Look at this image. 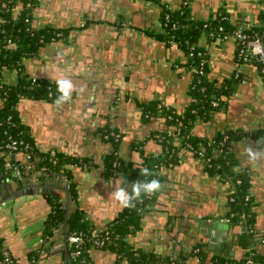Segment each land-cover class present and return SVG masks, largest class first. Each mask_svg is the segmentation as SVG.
Instances as JSON below:
<instances>
[{"label": "crops", "instance_id": "1", "mask_svg": "<svg viewBox=\"0 0 264 264\" xmlns=\"http://www.w3.org/2000/svg\"><path fill=\"white\" fill-rule=\"evenodd\" d=\"M84 7L98 19L83 25ZM182 7L188 18L195 21L223 14L233 23L253 26L259 23L264 0H41L34 9L33 22L67 28L68 32L65 37L42 45L33 57L24 59V73L52 83L70 77L75 90L71 100L60 107L48 99L22 97L17 105L19 117L39 151L86 159L82 165L70 168L78 187V206L96 230H102L123 209L110 195L121 187V177L127 182L123 185L127 190L132 183L125 176L104 175L102 158L111 147L101 137L100 129L104 126L118 129L123 134L118 146L120 156L138 166L142 157L131 143L142 142L146 153L157 155L161 147L151 133L164 127L158 116L144 117L142 105L159 99L182 112L190 102L192 72L185 64L186 56L177 44L161 36L163 10ZM197 44L206 53L209 81L221 86L233 79L234 86L226 105L207 118L197 119L191 133L200 138L217 137L227 131L236 133L237 137L227 147L237 161V168L248 173L254 231L264 237V160L250 164L245 152L248 146L264 152V142L258 143L264 141L263 76L253 63L238 60L233 39L203 34ZM130 46L135 65L132 78L125 74L127 66L119 62L123 61L122 49ZM77 49L86 50L81 59ZM16 78V71H3L4 82L12 84ZM15 157L26 162L24 155ZM202 161L184 152L174 166L162 167L160 173L166 177L161 183L163 188L156 193L140 229L127 235L126 242L132 250L158 258L150 264H200L191 261V257L187 259L192 245L175 224L176 218L180 221L185 218L178 209L185 194L203 196L207 201L205 217L221 223V227L214 229L218 235L216 242L211 243L212 248L205 244L207 255L226 257V243L231 241L229 258L244 257L246 250L237 242L241 227L230 228L227 225L230 222L220 220L228 209L226 186L217 174L205 170ZM48 178L39 180L53 185L47 188L49 192L23 193L0 202V237L18 264H31L29 252L41 246L46 249L36 264H63L65 258L68 264L63 224L53 231L50 239L45 241L42 237L50 211L46 197H57L63 207L65 196L60 187L68 185L64 177L56 174ZM28 179L29 183L39 182L33 177ZM19 183L1 182L0 198L16 190ZM74 205L70 198V210ZM253 248L264 255V241ZM89 255L91 264H130L106 248L91 247Z\"/></svg>", "mask_w": 264, "mask_h": 264}, {"label": "trees", "instance_id": "2", "mask_svg": "<svg viewBox=\"0 0 264 264\" xmlns=\"http://www.w3.org/2000/svg\"><path fill=\"white\" fill-rule=\"evenodd\" d=\"M30 2V6L26 3ZM5 3V5H3ZM41 3L37 0H0V183L6 180L20 182L30 173L41 171L42 173H59L68 182V191L71 201L75 204L69 211L67 217V231L81 232L85 235L83 250L80 255L72 259L70 251L71 245H67L68 264H87L90 261L89 250L93 247L95 238L91 232L94 225L85 218L84 212L78 206V187L74 181L71 166L82 165L86 162L85 158H78L61 152H41L34 143L32 136L25 124L19 117L18 101L20 98L30 99H48L53 101L58 95L56 83L37 79L33 81L24 73L23 60L33 57L37 54L39 48L49 42L65 37L68 32L67 28H51L48 26L40 27L39 24H33L34 9ZM219 14L214 19L205 21H195L189 19L185 7L177 10L164 9L161 14L163 32L161 36L164 40H174L183 50L186 56V66L192 72V79L189 87L190 102L182 112H178L171 106H166L159 99H153L142 105L143 116L149 118L158 116L164 122V127L159 128L151 133L152 138H161L157 140L160 144L161 152L157 155L146 153L142 149V142L131 143L136 147L142 157L140 165L134 166L129 161L116 155L117 145L111 141V149L107 151L102 158V167L104 175L125 176L131 182L145 179H158L161 183L166 179L160 173L162 167L171 164V167L178 162V152L184 154L183 145L190 142L194 145L204 143L206 138H200L192 135L191 129L197 119L207 118L212 111L222 109L226 105L233 86L234 80H230L224 85L216 86L209 81L207 77V65H205L204 74L199 76L194 72L197 67L199 58L195 55L197 51H204L197 44L199 37L203 34L210 37H222L225 33H231L237 27L248 33L250 37H260L264 39V11L260 15L258 25L247 26L231 22L229 19L222 18ZM29 19V21H25ZM222 26L223 30L219 31L218 27ZM213 31V36L210 32ZM59 33V36L57 34ZM237 51V48H236ZM193 52V55L190 53ZM260 71L262 64L257 61H251ZM4 70L16 71L17 78L12 84L2 80ZM261 72V71H260ZM264 79V73H262ZM217 99L218 105L211 103L212 99ZM179 131L180 138L177 142L169 136L170 132ZM107 131L119 132L118 129L104 126L100 129L102 135ZM229 135L230 140L237 137L233 131L225 132ZM188 135V139L185 136ZM221 136V135H220ZM220 136H217L220 138ZM264 136V134H262ZM181 137V136H179ZM122 139V138H121ZM11 140H22L28 144L25 152L29 159L25 163L17 160L16 155L7 157L6 144ZM207 157H210L211 150L207 149ZM205 170L209 174H217L220 178H239L241 183L238 185L239 198L234 201L228 200V209L226 216L230 217V223L233 226L241 227V214H245V229L243 234L238 237V245L246 250L244 257L239 260L226 259L222 256H212L208 258L204 244H196L191 250L198 248L196 255L200 264H218L223 262L237 263L241 262L252 251L251 257L264 264V255L255 252L253 246L258 242H263L264 237L259 236L254 231V212L252 210V198L248 201L243 196L250 192V179L248 173L239 169L236 172L237 161L228 147H224L217 155L206 158L202 161ZM44 168L41 170V168ZM148 168L153 175L148 177L141 176V169ZM20 184V183H19ZM157 193V192H156ZM156 193L152 196H144L142 202H136L135 207L122 209L113 220L106 224V229L100 232V239L104 242V248L114 252L119 258L126 259L130 264H150L158 261L151 253L141 250H132L126 242L128 234L134 233L140 229L142 220L150 210L151 204L154 203ZM47 201L50 211L44 221L42 237L46 240L52 237L53 231L64 222V209L57 197L47 195ZM46 248H41L29 252L28 256L31 264H36ZM4 250H8L3 238L0 237V264H7L4 260ZM190 250V251H191ZM14 259V257L12 256Z\"/></svg>", "mask_w": 264, "mask_h": 264}, {"label": "built area", "instance_id": "3", "mask_svg": "<svg viewBox=\"0 0 264 264\" xmlns=\"http://www.w3.org/2000/svg\"><path fill=\"white\" fill-rule=\"evenodd\" d=\"M41 1V0H37ZM30 2L26 3V6H30ZM5 5V3H3ZM222 18L227 19L225 16H222ZM25 21H29V19H25ZM219 31L223 30L222 26L218 27ZM210 35L213 36V31L210 32ZM59 36V33L57 34ZM214 38V37H213ZM217 39H233L234 42H236V48H237V58L240 62L242 63H247L251 62L253 60H257L262 64V67L260 68V71L264 73V39H261L260 37H250L248 33H245L242 31L241 27H237L234 31L231 33H225L222 37H216ZM172 43L177 44L176 41L170 40ZM190 55H193V52L190 53ZM195 55L199 58L197 67L195 68L194 72L197 73L199 76L204 74L205 70V65L207 63V58H206V53L204 51H197ZM33 81L37 80L36 78L32 77ZM212 105L216 106L218 105L217 99H212L211 100ZM165 104V103H164ZM166 106H169L165 104ZM169 136L172 137L174 141H178L180 138H183L182 135H179V131H174L170 132ZM181 136V137H179ZM101 137L108 141L110 144L111 141L115 143L117 146H119V143L121 141V134L119 132L115 131H107L104 132ZM186 139H188V135L185 136ZM156 140L161 141V138H156ZM230 141V137L228 134L223 133L220 138L218 137H210L206 138V141L204 143H199L198 145H194L190 143L189 141L186 142L183 145V150L186 153L191 154L192 156H195L199 159L205 160L206 158H211L217 155L221 150L224 149L228 145V142ZM7 148V155L8 157L11 155H24L25 159H29V155L25 152L23 149L28 148V144L24 143L22 140H11L6 144ZM207 149L211 150V155L210 157H207ZM116 155L120 156L119 148L117 147L115 151ZM182 157L181 152H178V160H180ZM165 167H171V164L166 165ZM44 168L42 167L41 170ZM236 172H239V169H236ZM223 181L224 185L226 186L227 190V195H228V200L234 201L235 199L239 198V190H238V185L241 183V180L239 178L232 180L231 178H221ZM244 200L248 201L250 198H252L251 193L248 192L243 196ZM230 217L231 216H224L221 217V221H227L230 222ZM245 223V214H241V221L240 224L244 226ZM245 228V226H244ZM106 229V226L102 229ZM102 230H92L91 234L95 237L93 239V247L97 248H104V242L102 239H100V232ZM85 242V235L81 232H76L73 231L71 233H68L67 235V240L66 243L67 245L72 246V250L70 251V256L72 259L77 258L81 251L83 250V245ZM198 248L191 250V256H189L187 259H192V257L196 256L197 257V262L200 263V260L196 253L198 252ZM252 251L250 250L248 253V256L241 262V264H260L259 261L253 259L251 257ZM4 260L6 261L7 264H18V260L16 258H12L10 256L9 252L7 250H4ZM87 264H91V262H88ZM218 264H237V263H228V262H223V263H218Z\"/></svg>", "mask_w": 264, "mask_h": 264}, {"label": "water", "instance_id": "4", "mask_svg": "<svg viewBox=\"0 0 264 264\" xmlns=\"http://www.w3.org/2000/svg\"><path fill=\"white\" fill-rule=\"evenodd\" d=\"M84 6V4H83ZM84 11L86 13V17H84L83 21V25L87 24L88 21L92 22L94 21V19H98L96 17L93 18V16H91V14L88 12V9L86 7H84ZM37 9V8H35ZM70 24L72 19H68L67 20ZM33 24H37L36 21L33 22ZM81 24V23H80ZM40 27H44L45 25L43 24H39ZM73 26L76 27V24H71ZM70 26V25H69ZM125 50V51H124ZM132 46H130L129 48H123L122 49V58L123 61H119L120 63H123L124 65H126L127 67L125 68V74L126 76H133L134 74V63H133V55H132ZM79 56L78 58H82L85 54H86V50H78L77 49V53ZM104 57V55H103ZM116 60H114L113 62H116ZM57 175L60 178H63L61 174L59 173H54V172H50V173H42L41 171H37V172H33L30 173L28 176L29 177H25L24 179L20 180V186L8 193L6 196H4L3 198H0V202L3 200H6L10 197H14V196H18L20 194H27L30 192H34L38 191L39 193L44 192L47 193L49 192L47 190L48 187L53 186L45 181L39 180L41 178H48L49 176H54ZM36 178V180H38L39 182H32L29 183L28 181L30 179L28 178ZM49 179V178H48ZM3 188V185H0V189ZM64 190V196H65V204L63 206L64 208V222H63V238H64V250H65V257H66V240H67V235H68V231H67V217H68V213L70 211V207H69V200H70V194L68 191V185L67 183H64V187H60ZM1 194V193H0ZM206 202L204 200V197L201 195H197V194H185L183 197V201H181L180 207L178 208L180 210L181 215H184L185 218L180 221L179 219H175L176 220V226L178 225V229H180L181 232H183L184 237H187V242L190 243V245H192V247L198 243L200 244H205L208 246V248H212L211 243L212 242H216V237L218 235V231L214 232V229L217 227H221V223L218 220H212L211 218H206L205 215L206 214ZM180 224H182L180 226ZM228 227L232 228V224L231 223H227ZM244 226H241V234H243L244 232ZM231 239V238H230ZM230 244L231 241H227L226 243V247H225V253H226V259L229 258V249H230ZM188 247H186L187 249ZM208 258H210V255L208 256ZM195 261L197 262V257L194 256L192 257L191 261ZM63 264H66V258L63 262ZM186 264H189L186 263Z\"/></svg>", "mask_w": 264, "mask_h": 264}, {"label": "clouds", "instance_id": "5", "mask_svg": "<svg viewBox=\"0 0 264 264\" xmlns=\"http://www.w3.org/2000/svg\"><path fill=\"white\" fill-rule=\"evenodd\" d=\"M55 83L58 95L53 100V104L56 107H60L71 100L72 93L75 90V84L70 77L57 79ZM261 142L264 141H258V143ZM245 152L250 164H256L264 160V152L256 148L248 146L246 147ZM151 175H153V173L148 168L141 169V176L148 177ZM120 183L121 187L116 188L110 193V195L119 204V206L124 209L135 207L136 202H142L144 196L150 197L163 188V185L158 179H139L131 183L130 190H127L123 186L127 183L123 177H121Z\"/></svg>", "mask_w": 264, "mask_h": 264}]
</instances>
